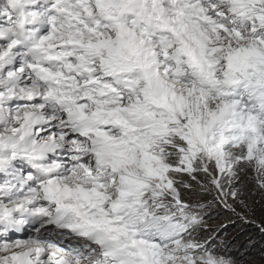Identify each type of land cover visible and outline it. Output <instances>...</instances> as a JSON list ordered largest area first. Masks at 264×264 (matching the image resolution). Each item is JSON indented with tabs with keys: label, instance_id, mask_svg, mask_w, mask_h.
Here are the masks:
<instances>
[{
	"label": "snow or ice",
	"instance_id": "obj_1",
	"mask_svg": "<svg viewBox=\"0 0 264 264\" xmlns=\"http://www.w3.org/2000/svg\"><path fill=\"white\" fill-rule=\"evenodd\" d=\"M257 209L264 0H0V264H237Z\"/></svg>",
	"mask_w": 264,
	"mask_h": 264
},
{
	"label": "trees",
	"instance_id": "obj_2",
	"mask_svg": "<svg viewBox=\"0 0 264 264\" xmlns=\"http://www.w3.org/2000/svg\"><path fill=\"white\" fill-rule=\"evenodd\" d=\"M254 219L259 223L264 213L257 209ZM230 224L227 233H221L226 253L237 264H264V232L256 224H245L236 216L231 217Z\"/></svg>",
	"mask_w": 264,
	"mask_h": 264
}]
</instances>
